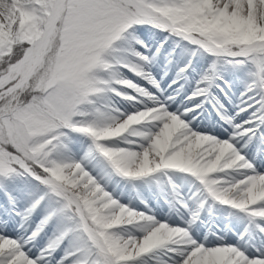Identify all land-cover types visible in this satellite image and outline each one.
<instances>
[{"label": "snow or ice", "instance_id": "obj_1", "mask_svg": "<svg viewBox=\"0 0 264 264\" xmlns=\"http://www.w3.org/2000/svg\"><path fill=\"white\" fill-rule=\"evenodd\" d=\"M0 264H264V0H0Z\"/></svg>", "mask_w": 264, "mask_h": 264}]
</instances>
